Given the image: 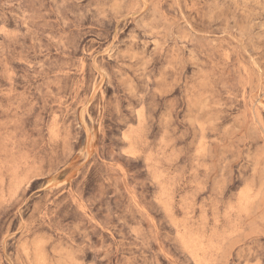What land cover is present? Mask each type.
I'll return each mask as SVG.
<instances>
[{
    "label": "rangeland",
    "instance_id": "1",
    "mask_svg": "<svg viewBox=\"0 0 264 264\" xmlns=\"http://www.w3.org/2000/svg\"><path fill=\"white\" fill-rule=\"evenodd\" d=\"M0 264H264V0H0Z\"/></svg>",
    "mask_w": 264,
    "mask_h": 264
}]
</instances>
